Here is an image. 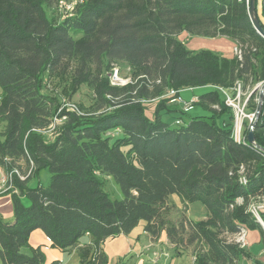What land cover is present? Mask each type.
<instances>
[{
	"label": "trees",
	"instance_id": "trees-1",
	"mask_svg": "<svg viewBox=\"0 0 264 264\" xmlns=\"http://www.w3.org/2000/svg\"><path fill=\"white\" fill-rule=\"evenodd\" d=\"M53 1L0 0V170L10 177L6 187L14 210L12 221L0 218V264H44L41 248L29 245L35 230L61 252L88 235L90 245L78 250L80 264H108L104 241L128 235L140 221L153 239L164 232L174 255L198 247L194 264H238L243 249L228 238L261 228L247 207L264 196V153L247 135L251 131L264 150V95L258 117L243 121L237 143L234 113L216 88L234 96L236 83L264 86V39L251 25L248 2L81 0L70 15L57 17ZM255 7L264 31V0H255ZM188 36L226 39L232 53L240 48L241 60L188 50ZM112 63L128 68L132 78L143 77L134 95L128 86L115 102L120 89L105 77ZM50 76L68 80L61 97L71 99L86 86L109 109L66 113L47 140L42 131L61 105L60 96L45 93ZM146 79L159 81L154 95L164 96L152 119L145 113L148 103L141 102L148 97ZM201 88L209 89L197 102L206 114L189 117L179 104L167 105L166 91L178 96ZM258 103L257 90L246 99L247 114H255ZM42 169L50 173L48 186L28 188ZM108 178L120 200L104 191ZM172 196L183 205L201 202L205 220H171L177 210Z\"/></svg>",
	"mask_w": 264,
	"mask_h": 264
},
{
	"label": "rangeland",
	"instance_id": "rangeland-1",
	"mask_svg": "<svg viewBox=\"0 0 264 264\" xmlns=\"http://www.w3.org/2000/svg\"><path fill=\"white\" fill-rule=\"evenodd\" d=\"M60 1H62L61 3H63L64 5L70 6V7L76 6L77 4L81 3V0H56V1L54 0L52 2V11H53V13L56 14L57 17H63L69 13V11L65 9V6L63 7L61 5ZM258 1H260V0H258ZM259 8H260V4L258 5V13L260 11ZM186 48L188 50H191V51L204 50L201 47L194 46L192 42H188L186 44ZM237 49L240 51L239 47ZM216 53H219L222 55L223 51L222 52H216ZM115 66L120 68L123 76L129 75V73L126 70L127 69L126 67L122 66L121 64H116V63L110 64V67L106 70V74L112 67H115ZM106 74H105V77L107 78ZM140 79H143V77L133 78V83L128 85V86L134 87V90L131 92L132 95H134L135 91H137L140 88V85L143 86L142 83L139 82ZM146 80H148V79H146ZM67 81L68 80L60 82L58 80V78L53 77V76L45 78V88H44L45 93H47L50 96L52 95V96H56V97H59V96L61 97L62 96L61 90L63 88V85L65 83H67ZM155 85H158V83L152 82L150 80H148V82L145 81V88L147 89V91H149L148 97L141 100V102L146 101L148 103V105H146V112L145 113H146V116L150 119L153 118L154 106H155L156 102H159L164 97V96H155L154 95ZM259 85L263 86V84L260 82L259 83L248 82L243 87L241 85L242 94L240 95L239 100L236 102V105H239L240 110H243V113L247 116H251L252 113L247 114L248 109L245 108L246 99L250 96V94L254 91L255 88H258V92H259V90H260ZM128 86H126L124 88H118L120 90H118V92L116 93L117 99L112 100L113 98L110 97L111 94H105L104 96L108 100H112L114 102L118 99H123V97L127 94V92L124 89H126ZM112 88H114V87H112ZM208 91H209V89H207V88H201V89H195V90L184 89V90L180 91L178 96L183 102H189L192 97H194V96L198 97L201 94H204ZM0 92H1V90H0ZM166 92H165V94H166ZM60 99L61 100L64 99L65 101H67L70 106L74 107V109H73V111H71L70 106L65 107V106H62V104H61L58 111H57V116L60 115V116H58V118L64 117V115L66 113H74L78 116L98 115L99 113L109 109V108H107V104L104 103V101H101V100L98 101L97 98L93 95L92 91L86 86H81L79 88V90L74 94V96L71 99H68L66 97H61ZM61 100H60V103H62ZM172 104H178V103H169V104L167 103V105H172ZM81 106L85 109V111L80 109ZM225 106L228 107L226 104H225ZM179 107L181 109H183L182 104L181 105L179 104ZM87 112H91V113H87ZM232 112L234 113V117H235L236 111H234L232 109ZM188 113H189V117L197 116V115H201V114H206L205 112H203L200 109L199 106H197V103L191 104V106L188 110ZM188 118L184 119V120L187 121ZM65 120H62L61 122H59L55 126V129L51 133H47V134L45 133V137L47 140L53 139V137L57 133L59 126H61L65 122ZM162 120L167 122L171 119H169L167 116H163ZM244 120H247V122L250 123V121L247 117L242 118L241 132L243 130V121ZM235 121H236V117H235ZM1 129H2V124H0V130ZM1 178L2 177L0 174V189L3 191L2 193H0V218L5 221L7 217H3V216H6V214H7L6 213V207L11 206L10 210H11L12 216H13L14 210H13V203H12V195H11V193L7 192V190L5 189ZM49 181H50L49 171L47 169H42L38 172V174L36 176L31 177L27 181V187L31 188V189L36 188L37 186H41V187L45 188L48 186ZM104 191L109 195V197L112 200H120L122 198V195H121V192H120L118 186L110 178H108V180L104 181ZM172 197H176L174 199L177 202V204H176L177 210L173 211L172 213H170L168 215V217L171 220H173V221L180 220V218L182 216L186 217L187 219H189L191 221L205 220V218L207 216V211L201 202H194V203H191L188 205H183L177 196H172ZM20 201L25 206H27L29 204V202L26 198H21ZM228 240L234 241L235 237L234 238L233 237L228 238ZM197 248L198 247H195V245L188 246L186 248V251L190 254V256L189 255H182L180 257H175L171 260L170 264H194L193 253L195 250H197ZM172 253L174 254L173 251H172Z\"/></svg>",
	"mask_w": 264,
	"mask_h": 264
},
{
	"label": "crops",
	"instance_id": "crops-1",
	"mask_svg": "<svg viewBox=\"0 0 264 264\" xmlns=\"http://www.w3.org/2000/svg\"><path fill=\"white\" fill-rule=\"evenodd\" d=\"M192 42L194 46L205 50L222 52L226 58L233 56L232 43L226 39H205L188 36L184 44ZM3 183L4 174L0 170ZM1 190V189H0ZM3 191L1 190L0 193ZM176 197H172V202L176 205ZM178 200V199H177ZM7 202V201H6ZM10 206V205H9ZM177 206V205H176ZM11 206L6 207V222L13 219ZM264 220V210H262ZM264 223V221H263ZM145 222L140 221L138 225L128 234L108 238L102 245V250L107 257L108 264H170L175 257L189 255L185 252L182 255H174L172 246L169 244L166 234L162 232L157 239H153L144 231ZM261 226V225H260ZM91 243L90 236L82 237L79 243L68 252H61L50 247V242L40 231L35 230L29 237V245L32 248L40 247L45 256L44 264H80L78 250ZM243 255L238 264H264V228L245 229V246Z\"/></svg>",
	"mask_w": 264,
	"mask_h": 264
},
{
	"label": "built area",
	"instance_id": "built-area-1",
	"mask_svg": "<svg viewBox=\"0 0 264 264\" xmlns=\"http://www.w3.org/2000/svg\"><path fill=\"white\" fill-rule=\"evenodd\" d=\"M248 2V0H246ZM62 1H60L61 3ZM61 5L64 7L65 9L69 11L67 15H70L74 9V6L70 7V6H66L63 3H61ZM233 55L236 56L239 60H241V51H239L237 48H234L233 50ZM127 72L129 73V69H126ZM109 85L111 87L114 88H124L130 84L133 83V78L131 77V75L129 74L128 76H123L121 73L120 68L118 67H112L106 74ZM146 82H148V80H146ZM156 83H159V81H157ZM260 89H262L264 86L259 85ZM241 84L240 83H236L233 87V92H234V96H232L227 90H224L222 88H216L224 97V103L232 108L234 111H236V121L234 123V132H233V139L234 141H236L237 143H240L242 141V137H241V121L242 118H248L250 123L253 122L255 114H252L251 116H247L243 113V110H240L239 105H236V102L239 100L240 95L242 94L241 91ZM177 92L172 91V90H168L165 94V97H169L170 98V102L171 103H178V104H182L183 105V110L184 111H188L191 104L193 103H197L198 102V97L194 96L190 99L189 102H183L179 96H176ZM61 104L62 106L65 107H69V103L67 101H65L64 99L61 100ZM146 103V101H143ZM71 111H73L74 107L70 106ZM75 111V110H74ZM66 117H61L58 118V116H56L51 124L49 125V127L45 130L42 131L44 134L46 133H51L54 129L55 126L61 122L62 120H65ZM251 129V128H250ZM10 177L3 179V184L5 189L7 190L8 188L6 187V181L9 180ZM21 180H23V177H20ZM1 191V190H0ZM236 204L237 205H242L243 204V199L242 198H238L236 200ZM248 212L255 218V220L264 228V223H263V218H262V210H264V196L262 197H257L255 199H252L250 201V203L248 204L247 207ZM235 241L236 243L239 245V247L241 249L244 248L245 246V230H242L236 237H235Z\"/></svg>",
	"mask_w": 264,
	"mask_h": 264
},
{
	"label": "water",
	"instance_id": "water-1",
	"mask_svg": "<svg viewBox=\"0 0 264 264\" xmlns=\"http://www.w3.org/2000/svg\"><path fill=\"white\" fill-rule=\"evenodd\" d=\"M248 17H249V20L251 22L253 29L256 31V33L260 37H262L264 39V31L261 28V25H260V22H259V19L257 16L256 7H255V0H248ZM257 90H258V88L254 89V91H257ZM263 95H264V87L259 90V103H258L257 111L255 113L256 118L258 117L260 109H261ZM247 141L249 144L254 146L256 149H258L264 153V150L255 144L254 136H253V133L251 131L247 135Z\"/></svg>",
	"mask_w": 264,
	"mask_h": 264
}]
</instances>
